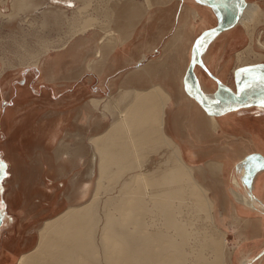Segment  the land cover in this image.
<instances>
[{
	"label": "crops",
	"instance_id": "1",
	"mask_svg": "<svg viewBox=\"0 0 264 264\" xmlns=\"http://www.w3.org/2000/svg\"><path fill=\"white\" fill-rule=\"evenodd\" d=\"M56 1L10 0L13 18L25 16L19 12L23 6L40 17L48 5L58 19L49 20L45 35L25 39L31 47H21L20 58L18 53L0 63V147L6 175L0 183V264H15L34 249L39 228L65 204L82 199L86 204L81 205H102L103 198L94 200L92 187L98 178H116L114 171L125 173L118 174L123 184L117 176L120 187L110 179L113 202L121 203L115 191L132 188L129 183L146 172L156 155V174L183 163L193 179L192 187L185 183L184 189L191 188L194 195L202 187L212 206L210 219L228 243L230 264H264V103L212 107L207 99L216 95L218 84L195 62L202 38V61L226 90L255 89L259 77L254 73L264 66V0H245L235 25L207 37L221 20L232 19L241 0H113L94 11L87 10L90 0H70L79 13L84 11L76 20L67 9H53ZM247 4L254 9L246 11ZM217 5L231 17L221 19ZM249 64L254 66L242 68ZM161 161H171L170 167ZM252 162L258 168L247 184L240 169ZM182 166L169 174L181 172Z\"/></svg>",
	"mask_w": 264,
	"mask_h": 264
},
{
	"label": "bare ground",
	"instance_id": "2",
	"mask_svg": "<svg viewBox=\"0 0 264 264\" xmlns=\"http://www.w3.org/2000/svg\"><path fill=\"white\" fill-rule=\"evenodd\" d=\"M225 2H227V1H225ZM217 9L219 11L218 14H219L221 19H225V18L231 17L230 12L228 13V11L224 10V13H223V9H221L220 7L217 8ZM239 9H240L239 5L236 8H234V11H233L234 16L232 17V19L230 21H232L233 19L236 18ZM253 9H254V5L247 4V7H246L245 10L247 11V10H253ZM12 13H13V11H12ZM55 13H56V11H55ZM62 13H63V11H62ZM245 17H247V16H245ZM89 19H88V21H89ZM93 21H95V20H93ZM84 23H85V21H84ZM87 27H89V26H87ZM108 35H109V33H108ZM205 37H207V36H205ZM201 47H202V42H201V45H200V52H201ZM27 57H28V55H27ZM2 62L4 63V61H2ZM257 70L258 71H256V73H254V74L257 75V77H259V80H257L258 79L257 78L256 79L257 83H255L253 85H258V86L256 88L254 87L255 89L251 90V92H249V93H251V95L253 96L255 91H259L261 93V95H258V97L257 96L252 97L250 95L251 97H249L247 103H250V102L251 103H264V66L260 67V68H257ZM226 91L229 93L228 90H226ZM261 91H263V92H261ZM233 93H235V92L233 91ZM244 93H247V91L241 90V94L240 95H242ZM159 97L161 98V96H159ZM163 98H165V96ZM210 98L207 99L208 100L207 102L210 103L212 107L217 108L218 110H219V108H225L227 106V105L225 106V104H229V102H227L226 99H225V95H220V94L216 93L215 96H212ZM153 103H155V99H154ZM163 105H164V103H163ZM132 106H133V104H132ZM156 106H158V105L156 104ZM155 109H157V108H155ZM159 111H161V110H159ZM161 112H163V111H161ZM130 117H131V115H130ZM158 118H159V116H158ZM140 120H141V118H140ZM106 133H108V132H106ZM114 133H115V130H114ZM143 134H144V132H143ZM117 135H115V136L117 137ZM128 135H129V133H128ZM142 139H144V138L142 137ZM146 139H145V141H146ZM147 141H151L150 138H149V140L147 139ZM168 141H169V138H168ZM111 142H112V139H111ZM121 142H122V144L125 143V142L123 143V141H121ZM153 144H155V143H153ZM116 145H117V143H116ZM170 145H172V143H170L169 146ZM105 146H106V144H105ZM158 146L160 147V145H158ZM107 147H109V145ZM120 147H122V146H120ZM167 147H168V145H167ZM123 149H125V148H123ZM145 149H146V147H145ZM121 150H122V148H121ZM127 150H129V149H127ZM176 150H177V148H176ZM117 151H118V149H117ZM112 152H113V150H112ZM114 153H115V150H114ZM73 154H75V153H73ZM105 155H107V154L105 153ZM119 155H120V153H119ZM98 156H100V154ZM143 157H144V155H143ZM104 158H106V156ZM135 158H137V157H135ZM174 159H173V161L176 160V159L175 160ZM57 160H60V159H57ZM111 160H113V158ZM16 161H18V160H16ZM50 161H51V159H50ZM113 161H115V160H113ZM141 161H143V159H141ZM179 161L181 162V159ZM170 162L167 165H166V162H162V165L161 164L160 165L162 167L164 166V167L167 168V166L170 164ZM60 163H61V161H60ZM76 163L77 162H75L74 165ZM107 163H108V161H107ZM107 163L106 164L103 163V165L104 166L105 165L108 166L109 164H107ZM163 163H165V164H163ZM111 164H113V162H111ZM136 164H137V162H136ZM144 164H145V162H144ZM182 164L181 165L177 164V165L182 166ZM177 165H175V166L173 165V168H171V169L169 168L168 169L169 173H171L170 171H172L174 169L175 170L179 169L180 166H177ZM257 165H258L257 162L256 163L252 162V163H249V164H245V165H243L241 167V169H240L241 173L244 175L247 184L251 182V178L256 174V170L258 168ZM76 166H78V165H76ZM176 166H177V168H176ZM130 167L131 166H129V168ZM138 167H135V168L138 169ZM168 167H170V166H168ZM184 167H186V166H182L183 169H182L181 172H179L180 170H178V173L174 172L172 174H169V173H166V172L164 173V170H166V169L163 168L164 170L161 169L163 173L156 174L155 173L156 171H155L154 172L155 176L151 177L150 179L148 178L149 180L145 179V180H148L149 183L151 184V186L155 188V193H154V189H153V192H152L153 194L151 195V199H150L151 202L149 201L150 204H149V202H146V204L148 203L150 205V207H145L144 206L145 200L143 202V201H141L139 199V198L143 199L142 198L143 197L142 194H139V192H136V191L135 192L138 193V195L134 194L135 192L132 191V190H134V189L137 190L136 188L132 189V188L126 186L125 187L126 189L124 188L125 192L122 190V188H120V191L121 190L123 191L121 193V195L124 193V195H122L121 197H122L123 200L126 199V201L125 202L122 201L119 204L115 203L116 201L113 202V199H112V201L111 200L107 201L109 203L105 202V204L107 206H111V207H109V208L107 207L108 209L106 211L104 210L105 211V218L103 219L102 224L100 226H98L97 223H96L97 220L100 221V218L98 217L99 218L98 219V218L94 217L95 211L97 209L94 211V210L90 209V207H89V206H92V207H95V206H93V204L89 205V203L87 205H84V204H86L84 202H82L84 204L81 205L82 204L81 203V201H82L81 198H80L81 201L79 200V202L81 204H79L78 201L74 200L77 204H74V205L73 204L72 205L69 204L70 206L67 207L65 210L60 212L55 217L46 220L42 224V226L39 228V238H38L37 244L34 247V249H32L30 252L24 253L22 256H20L19 260L15 264H226V262H227V264H230V256H231V254H230V252H228L226 254L225 251L222 250V247H221L222 246L221 245L222 241L220 239H212V237L210 235H209V240L204 239L205 236L203 238L201 236H196L195 235L196 234V230H195V233L193 234L192 232H190V229H192V227L191 228L189 227L190 229L188 228V226H190V225L193 226L192 225L193 223L192 224H190V223L188 224V222L190 220L189 221L187 220V223H186L187 226H186V224L184 222L180 223L178 221V220H180V218L177 219V217L179 216V215H177L178 214L177 213V211H178V207L177 206L180 207V205L183 204L182 201L184 202V200H182L179 203L177 201H180L181 199L187 198L186 192H187L188 189L187 188H186L187 190L184 189V186L186 187L185 183H188V185L190 184L191 187H192L191 182L193 183V181H192L193 179L191 180V178H190V176L188 174V172H190V170L188 171V168L185 169ZM262 167L264 168V166H262ZM109 168L110 167H107L108 170H110ZM111 168H112V165H111ZM127 168H128V165H127ZM135 168H134V170H135ZM140 168L141 167H139V171H140ZM121 169L123 170V168H121ZM184 169L186 171H188V172L186 173V171ZM116 170H117V168H116ZM158 170H159V172H161L160 168H158ZM124 171L127 173L128 170L126 171V169H124ZM120 172H121V175H122L123 171H120ZM152 172L153 171H151V173ZM114 174H115L116 178L118 176V178L120 180L116 179V178H111V179H113V182H114V179H115L117 181L119 180L120 183H122L121 182V178H122V176H125V173H123L122 176L120 175L121 177L118 174L116 175L115 171H114ZM132 174H134V173H131L130 175H132ZM142 174H143V172H142ZM144 174H148L147 171L144 172ZM138 175L136 177L139 178L140 176H138ZM143 175L140 178H143ZM152 175H153V173L151 174V176ZM103 176H104V174L102 175V177ZM147 176H149V174ZM106 177H104V178H106ZM134 177H135V175H134ZM191 177H192V175H191ZM124 178H126V177H124ZM134 179L135 178H132L130 180V178L128 177V180H130V181H132ZM139 179H136V180H139ZM136 180H134V182L137 184L140 180L138 182ZM98 181H99V178H98ZM119 181H118V183H119ZM116 182H114V183H116ZM142 182H144L143 179L139 183H142ZM114 183H111V184H113L112 187H111V184H110L109 187H111V188L109 190L107 188V193H108V191H109V193H110V191L112 192V188H115V186H117V183H116L115 186H114ZM120 183H119V187H120ZM127 183H129V181ZM139 183H138V185H139ZM131 184L132 183H129L130 186H131ZM125 185H127V184H125ZM132 185H135V184H132ZM137 186H133V187H137ZM198 187H200V185ZM83 188H82V190H85ZM200 188L202 189V187H200ZM138 189H141V188L138 187ZM189 189H191V188H189ZM195 189H196V191H195V193H193L194 195H192V192L194 190L192 192H190L192 189L189 191V193L193 197L195 196L193 198L194 201L192 202L193 203V207L195 208L196 211L206 210L205 212L208 213L207 210L209 209L208 211H211V207H212V206H210V208H209V204L207 205L208 202H206V201L209 200V199H207L208 196L204 197L205 196V195H203L204 192L202 193L201 189L198 190L199 188L197 189V187ZM72 191H74V190H72ZM76 191H75V193H78V194L81 192V191L79 192L78 189ZM89 191H90V189H89ZM75 193H73V194H75ZM87 193H89V192H87ZM81 194H83V193L81 192ZM191 195H190V198H192ZM80 196H82V195H80ZM106 196H108V195H106ZM106 198H110V197H106ZM76 200H78V199L76 198ZM127 200L128 201L130 200V201L127 202ZM133 200H135V201L132 202ZM137 200L141 201L142 203L141 202H136ZM191 201H192V199H191ZM99 202H96L95 204H97ZM186 204H187V202H186ZM189 204L190 205H187V207L188 208L190 207V209H191L192 205H191V203H189ZM183 206H185V205H183ZM181 209H179V210H181ZM195 210L193 209V212H196ZM190 212H192V211H190ZM96 213H98V212L96 211ZM207 216H208V214H207ZM149 217H151V218H149ZM198 217H200V216H198ZM209 217H210V215H209ZM212 217H210V218L212 219ZM151 219L153 221L149 222L148 220H151ZM155 219L161 220L162 221L161 223L163 225L161 224L162 226H159L158 222L156 223ZM187 219H191V218H187ZM213 219H214V217H213ZM101 220H102V217H101ZM208 220H210V219L208 218ZM211 223H212V220H211ZM213 223H214V221H213ZM213 223H212V225H213ZM214 225H215V223H214ZM214 225H213V227H215ZM215 228H217V227H215ZM197 231H199V229ZM193 232H194V230H193ZM219 233L221 234V236H222V238H223V240L225 242L224 236L222 235V233L220 231H219ZM197 237H199V238L201 237L202 239H199ZM224 249H225V247H224Z\"/></svg>",
	"mask_w": 264,
	"mask_h": 264
},
{
	"label": "rangeland",
	"instance_id": "3",
	"mask_svg": "<svg viewBox=\"0 0 264 264\" xmlns=\"http://www.w3.org/2000/svg\"><path fill=\"white\" fill-rule=\"evenodd\" d=\"M91 2H90V5H89V8H88V10H92V11H94V10H96L97 8H102V7H107V6H109L111 3H113V0H90ZM71 3H73V5H70ZM51 4H52V8L53 9H55V8H62L61 10H63V9H67L68 10V12H67V14H70V16L71 17H74V20H76V19H78V17H79V15H81V14H83V9L81 10L82 12H80L79 13V11H77L76 9H77V4L75 5V3L74 2H72V1H70V0H58V1H56V3H52L51 2ZM8 6V7H7ZM48 5H45L44 6V8H42V10H41V14H40V17H36V16H32L33 14H35V12L36 11H31L30 9L28 10V8L26 9V8H24V6L22 7L23 9H21V6H20V9L21 10H19V12H24V14H25V16L24 15H22L21 17H20V15L21 14H18V16H17V18L15 17V18H13L14 16H12V15H10V12H11V10H12V3L10 2V0H0V63H2V60H6V59H13V58H15L16 56H18V53L20 52V50H21V47H22V50H24L25 51V49L26 50H28L30 47L29 46H27L26 45V42H25V39L26 38H31V37H38L39 35H45L46 33H47V29H46V27L48 26V22H49V20H51V21H54V20H56V19H58V17L57 16H55V14L53 15V14H51V13H49L48 12V7H47ZM25 9V10H24ZM76 10V11H75ZM84 10H85V8H84ZM2 11H7L6 12V14L5 15H2ZM31 12H33V13H31ZM45 14H46V16H47V18L45 19ZM77 15V16H76ZM12 17V18H11ZM19 17V18H18ZM43 17H44V19H43ZM22 20L21 22H20V20ZM39 19H40V21H39ZM41 19H42V21L44 20L45 21V23H43L42 21H41ZM31 22V23H30ZM19 23H22L21 24V27H22V29L20 28V27H18V24ZM44 24V25H43ZM17 25V26H16ZM15 28H17V29H15ZM16 35H15V34ZM3 36H5L4 38H3ZM14 36V37H13ZM262 36V35H261ZM21 44H23V46L21 45ZM21 53H19V55H20ZM19 58L21 57V56H18ZM253 57V56H252ZM252 58H250L249 60H247V61H245V62H249V61H252V60H256L257 59V57H253V59L251 60ZM254 66V64H249V65H245V66H242V68L244 69V68H248V67H253ZM2 136L0 135V141H2V138H1ZM5 154H4V152H3V149L0 147V183H3V185H4V183H5V177H6V175H5V172H3L4 171V164H3V159H4V156ZM149 165H145V169H144V171H155L156 170V167L159 165V162H160V158H159V156L158 155H156V156H154V157H152L150 160H149ZM158 163V164H157ZM110 169V168H109ZM75 171H78V169H76ZM152 174V173H151ZM151 174L149 175V176H147L146 174L145 175H143L144 176V178H143V180H144V182H142V183H139L140 181L139 180H137V182L139 183V185H138V183L136 184L135 182L133 183L132 182V184H135V185H132L131 184V187H132V189H134V188H136L137 190H132V191H136V192H139V194H142L143 195V199H141V198H139L141 201H143L144 202V200H145V204H144V206L145 207H150V199H151V195L153 194L152 192H153V189H154V193H155V188L154 187H152L151 186V184L149 183V179L151 178V177H153V176H155V175H152L151 176ZM115 175V174H114ZM99 176V175H98ZM149 178V179H148ZM74 179L75 178H72V181H74ZM110 179L111 178H104V180L103 181H101V180H97V182H96V185H94L92 188V191H93V193H94V195L96 196L95 198H94V200H102V198H103V204L102 205H93V206H95V207H92V206H89L90 207V209H92V210H96L98 213H96V211H95V215H94V217H96V218H100V221L99 220H97V225L98 226H100L101 224H102V221H103V219L105 218V211L109 208V207H111V206H107L106 204H105V202L106 203H109V202H107V201H109V200H111L112 199V196H110L111 195V192L109 193V191H108V193H107V187L110 185V183H111V181H113V179H111V181H110ZM117 179V178H116ZM145 179H148V180H145ZM115 181V180H114ZM103 184H102V183ZM73 183V182H72ZM100 183V184H99ZM113 183V182H112ZM150 184V185H149ZM138 185V186H137ZM149 185V186H148ZM133 186H137V187H133ZM138 187L139 188H141V189H138ZM98 188V189H97ZM146 188V189H145ZM66 190V189H65ZM109 190V189H108ZM187 190V189H186ZM189 191H190V189H188L187 190V192H186V194H188L189 193ZM134 193L135 195L137 194L138 195V193ZM185 192V191H184ZM59 193L61 194L62 193V191L60 190L59 191ZM118 193V194H117ZM124 194V193H123ZM122 194V195H123ZM150 194V195H149ZM106 195H108V196H106ZM121 191L119 192H117V191H115V195H114V198L116 199H120L121 198ZM106 197H110V198H106ZM149 197V198H148ZM108 199V200H107ZM186 199V200H185ZM105 200V201H104ZM182 200H184V202L186 201L187 202V204H186V202L184 203ZM112 201V200H111ZM116 201V200H115ZM123 201H126V200H123ZM130 201V200H129ZM128 200H127V202H129ZM135 200H133L132 202H134ZM141 201H136V202H141ZM150 201V202H149ZM182 201V203L183 204H179L180 205V207L182 208H180L179 206H177L178 207V211H177V215H179L178 217H177V219H179L180 218V220H178L180 223L182 222H184L185 224L187 223V220L189 221L188 222V224L190 223V224H192L193 226H188V228L190 227H192V229H190V232H192L193 234L195 233V230H196V236H201L202 238L204 237V239H207V240H209V235L212 237V239H220L221 241H222V243H221V247H222V250H224L225 251V253L227 254L229 251H228V247H227V244L228 243H226V241L224 242V240H223V238H222V236H221V234L219 233V231H217V229L215 228V227H213V225H212V223H211V219H210V217H209V212H208V210H207V212L208 213H206L205 211L206 210H201V211H196L195 210V208L193 207V206H191V209H190V207L188 208L187 207V205H190L189 203H190V198H184V199H181L180 201H177L178 203L179 202H181ZM189 201V202H188ZM146 202H149V204L147 203L146 204ZM142 203V202H141ZM177 203V204H178ZM109 205V204H108ZM183 205H185V206H183ZM68 205L67 204H65L64 205V207H61V209L56 213V214H58L59 212H61V211H63L66 207H67ZM108 207V208H107ZM196 211V212H193V209ZM99 209V210H98ZM179 209H181V210H179ZM105 210V211H104ZM190 211H192V212H190ZM204 211V212H203ZM199 214H198V213ZM102 213V214H101ZM189 213V214H188ZM192 213V214H191ZM202 213V214H201ZM98 214V215H97ZM207 214H208V216H207ZM198 216H200V217H198ZM101 217H102V220H101ZM98 218V219H99ZM149 218H151V217H149ZM187 218H191V219H187ZM208 218L210 219V220H208ZM186 219V220H185ZM156 220V223L158 222V225L159 226H162L163 224L161 223L162 221L161 220H159V219H155ZM149 222H151V221H153L152 219L151 220H148ZM192 221V222H191ZM101 222V223H100ZM160 222V223H159ZM205 223V224H204ZM162 224V225H161ZM186 226H187V224H186ZM197 228V229H196ZM215 228V229H214ZM188 229V230H189ZM199 229V231H197ZM204 229V230H203ZM192 230V231H191ZM193 230H194V232H193ZM206 231V232H205ZM198 234V235H197ZM200 234V235H199ZM216 234V235H215ZM207 235V236H206ZM199 238V237H197V238H199V239H202V238ZM208 237V238H207ZM216 237V238H215ZM211 239V238H210ZM224 247H225V249H224ZM226 264H227V262H226Z\"/></svg>",
	"mask_w": 264,
	"mask_h": 264
},
{
	"label": "water",
	"instance_id": "4",
	"mask_svg": "<svg viewBox=\"0 0 264 264\" xmlns=\"http://www.w3.org/2000/svg\"><path fill=\"white\" fill-rule=\"evenodd\" d=\"M245 6H246L245 0H241L240 9H239V11H238L237 16H236L235 19H233L232 21H222L221 20L222 22L220 21L219 24L216 27L208 30L205 33L204 36L214 35V34L220 32L222 30L228 29V28L232 27L233 25H235L238 22V20H239V18L241 16V14H242L243 9L245 8ZM201 42H202V38L197 43V46H196V49H195V62L198 63L201 67H203L207 71V73L209 75H211L216 80V82L218 84V91H217V93L220 94V95H225L226 101L227 102H230L232 105L238 106V105H244V104H246L247 101H248V99H249V97L252 96L251 93H249V92H251V90L249 92L247 91V93H244L242 95H240L241 94V89H238L235 93H233L231 91H229V93H228L225 90V89H227L226 86H224V84L217 77H215L208 70V68L205 66V64L203 63L202 58H201V52H200ZM261 92H263V91H261ZM258 95H261V93L259 91H255L254 92V95L252 97H254V96H257L258 97Z\"/></svg>",
	"mask_w": 264,
	"mask_h": 264
}]
</instances>
